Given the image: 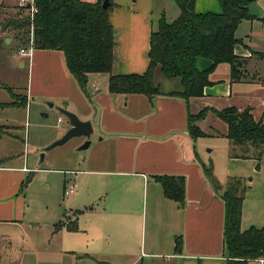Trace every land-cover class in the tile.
Wrapping results in <instances>:
<instances>
[{
  "label": "crops",
  "instance_id": "crops-1",
  "mask_svg": "<svg viewBox=\"0 0 264 264\" xmlns=\"http://www.w3.org/2000/svg\"><path fill=\"white\" fill-rule=\"evenodd\" d=\"M155 1L111 0V74H142L147 69L150 34L166 11L157 10ZM19 5V0L15 4L0 0L1 9L16 10ZM195 10L220 12V6L217 0H195ZM246 20L252 18L242 20L235 31L240 40L235 53L245 60L239 78L232 79L229 64L220 63L209 74L212 83L204 87L203 94L188 100L171 95L183 90L180 78L165 77L158 67L154 81L159 93L153 97L109 93V73H105V85H99L92 76L100 73H89L84 92L69 72L62 51L32 48L30 53L20 54L18 50L19 55L27 57V61L20 62L21 67L28 63L27 91L18 100L20 105L0 108L25 107L29 99L52 101L81 120H89L102 135L105 148H109L101 152L96 162L99 167L79 170L83 175L79 195L87 205L71 208L67 218L55 223L54 232H61L59 244L64 253L89 264H226L229 254L224 243L225 203L221 193L231 177L245 179L248 186L242 201L241 230L264 226V157L256 159L254 152L248 157H234L240 152L226 137L227 124L214 113L231 106L239 111L248 109L255 121L264 123V68H249L250 61L264 60V52L251 49L249 34L246 40L236 35ZM261 22L264 24V18ZM8 39V43L13 41L12 36ZM210 64L203 57L195 61L198 70ZM13 100H2L0 104ZM203 109L206 115L196 124L205 135L192 139L187 131L188 115ZM2 125L8 128L0 140L17 136L10 131L15 126ZM204 139L210 143L203 145ZM219 140L226 143L222 146L223 173H217L211 161L208 165L204 162L199 148L202 145L205 151L210 144L206 152H212ZM12 157L6 153L0 157V225L21 226L25 218L24 191L34 172L25 163L5 165ZM204 165L211 166L217 189L204 172ZM250 172L262 182L261 189L257 190L252 178L247 177ZM155 175L183 177L184 202L166 197ZM27 178L28 183L20 190ZM71 185L74 192L69 195H74L78 189L74 178ZM242 264L257 263L248 259Z\"/></svg>",
  "mask_w": 264,
  "mask_h": 264
},
{
  "label": "trees",
  "instance_id": "trees-1",
  "mask_svg": "<svg viewBox=\"0 0 264 264\" xmlns=\"http://www.w3.org/2000/svg\"><path fill=\"white\" fill-rule=\"evenodd\" d=\"M102 1L34 0L36 11L32 15L26 12L29 11L26 6L19 5L15 8L19 12L10 21L5 19L0 24V31L12 33L19 49L62 51L69 72L84 92H87L89 73H109L108 92L111 94L153 97L159 93L154 81V71L158 67L165 77L180 78L183 90L171 95L185 100L203 94L204 87L212 83L209 74L220 63L229 64L232 79L239 78L245 60L235 53V46L240 43L235 31L242 20L252 18L248 9L252 0H217L220 12H196L195 0H174L179 9L178 16L168 21L162 14L151 31L147 69L142 74L117 75L111 74L114 32L108 15L112 2L109 0L108 6L103 8ZM198 57L210 60V66L198 70L195 65ZM8 104L21 103L14 99L0 106ZM206 112L203 109L188 115L187 131L192 139L205 135L196 122L203 119ZM214 113L227 124L226 137L241 150L234 157H248L251 150L256 159L264 157L263 122L255 121L248 109L239 111L233 106L214 110ZM7 128L0 126V136ZM203 167L217 189L218 181L211 166ZM154 178L161 183L166 197L180 204L184 202L183 177L155 175ZM28 181L29 178L22 182L20 190ZM247 188L245 179L231 177L221 193L225 203L224 243L229 254L226 264H242L248 259L264 256V226L240 228L242 201Z\"/></svg>",
  "mask_w": 264,
  "mask_h": 264
},
{
  "label": "rangeland",
  "instance_id": "rangeland-1",
  "mask_svg": "<svg viewBox=\"0 0 264 264\" xmlns=\"http://www.w3.org/2000/svg\"><path fill=\"white\" fill-rule=\"evenodd\" d=\"M7 1L15 4L18 0ZM155 7L157 10L166 9L165 17L168 21L178 15V7L174 0H156ZM248 9L252 21H244L236 35L245 39V36L249 34L252 37L251 49L264 52V24L261 22V18H264V0H252ZM16 12L19 11L0 8V24L5 19L10 21ZM26 12L30 13L28 10ZM11 36L12 42L8 43L6 38L3 40L4 37ZM13 37L12 33L5 32L0 36V40H3L0 43V101L13 100L14 95L18 101L22 95L26 94L28 87V63L25 67L20 66L21 60L27 61V57L18 54L17 40ZM253 65L263 70L264 60L257 58L256 61H250L249 68ZM92 76L97 78L99 85L106 84L107 74L100 73ZM48 102L52 101L29 99L25 107L0 108V124L15 126L10 131L18 136L3 137L0 140V157L2 153L13 155L14 157L6 160L5 165L25 163L34 172L24 191L23 223L21 226L7 223L0 225L2 233L0 264H89L85 261L79 262L73 255L63 252L59 244L61 232H54V228L55 223L69 216L71 208H82L87 205L88 202L79 195L80 187L78 186L83 181V175H79V170L99 167L100 165L96 162L101 158V152L103 149L108 152L109 148L108 146L105 148L106 145H103L101 139L102 135L93 126V132L89 138L90 145L85 149H79L85 140L84 137H72L62 145L44 150L60 138L69 125L67 117L55 108L56 105L53 104V107H50ZM59 117L62 119L60 124L57 121ZM206 143L210 142L204 139L202 144L206 145ZM222 146H226L222 140L216 142L212 152H206L211 149L210 144L206 146L205 151L202 145L199 146L202 157L205 158L204 162L208 165L211 161L217 167V173L224 171ZM262 168L264 171V166ZM70 171L76 172L70 174ZM247 177L252 178L253 186L257 190L261 189L262 182L259 178L254 177L252 173ZM73 178L78 189L74 195H65L64 188H68ZM245 202L247 204V201ZM246 225L244 222V229L248 227Z\"/></svg>",
  "mask_w": 264,
  "mask_h": 264
},
{
  "label": "water",
  "instance_id": "water-1",
  "mask_svg": "<svg viewBox=\"0 0 264 264\" xmlns=\"http://www.w3.org/2000/svg\"><path fill=\"white\" fill-rule=\"evenodd\" d=\"M108 4H109V0H103L101 5L103 8H106ZM6 41L8 42L9 39L7 38ZM48 105L50 107H53L52 102H48ZM55 108L65 117H67L68 122H69V128L60 138L53 141L50 145L44 148V150H49L55 146L62 145L72 137H84L85 140L79 146V149L87 148L90 145L89 138L93 132V127H92L91 122L89 120H81L76 114H74L73 112L63 107L55 106Z\"/></svg>",
  "mask_w": 264,
  "mask_h": 264
},
{
  "label": "built area",
  "instance_id": "built-area-1",
  "mask_svg": "<svg viewBox=\"0 0 264 264\" xmlns=\"http://www.w3.org/2000/svg\"><path fill=\"white\" fill-rule=\"evenodd\" d=\"M19 4L21 6H26L29 9V12H30L31 15L36 11V8L34 6V0H19ZM31 49L32 48H28V49L20 48L19 49V53L27 54V53H30ZM61 122L62 121L59 118L58 119V123L60 124ZM73 192H74V186H72V185L68 186V188H65V190H64V194L65 195L72 194ZM250 261L255 262L257 264H264V256H261V257H258V258H254V259H250Z\"/></svg>",
  "mask_w": 264,
  "mask_h": 264
}]
</instances>
